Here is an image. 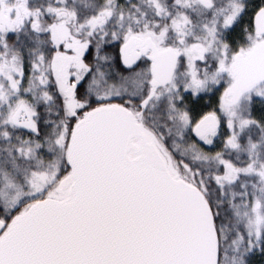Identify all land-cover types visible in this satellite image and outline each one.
<instances>
[{
    "label": "snow or ice",
    "instance_id": "snow-or-ice-1",
    "mask_svg": "<svg viewBox=\"0 0 264 264\" xmlns=\"http://www.w3.org/2000/svg\"><path fill=\"white\" fill-rule=\"evenodd\" d=\"M0 264H264V0H0Z\"/></svg>",
    "mask_w": 264,
    "mask_h": 264
}]
</instances>
